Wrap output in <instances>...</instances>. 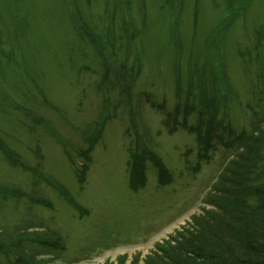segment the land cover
I'll list each match as a JSON object with an SVG mask.
<instances>
[{
    "label": "rangeland",
    "instance_id": "rangeland-1",
    "mask_svg": "<svg viewBox=\"0 0 264 264\" xmlns=\"http://www.w3.org/2000/svg\"><path fill=\"white\" fill-rule=\"evenodd\" d=\"M260 96L264 0H0V264H144L209 208L237 149L215 144L197 161L195 137L168 133L165 116L187 106L191 126L204 111L213 128L251 133ZM99 121L81 184L79 153ZM142 150L169 184L147 163L145 186L130 189ZM256 170L264 184V152ZM33 239L65 247L28 259Z\"/></svg>",
    "mask_w": 264,
    "mask_h": 264
},
{
    "label": "trees",
    "instance_id": "trees-1",
    "mask_svg": "<svg viewBox=\"0 0 264 264\" xmlns=\"http://www.w3.org/2000/svg\"><path fill=\"white\" fill-rule=\"evenodd\" d=\"M209 123L206 131L213 132L212 120ZM261 123L220 175L206 198L209 208L191 217L176 236L156 246L144 264H264V184L254 181L256 164L264 152V120ZM182 126L185 127V118ZM131 162L134 180L139 158L132 155ZM50 242L40 244L33 239L29 249L32 255L24 257L64 249L60 241ZM16 262L22 264V260Z\"/></svg>",
    "mask_w": 264,
    "mask_h": 264
}]
</instances>
